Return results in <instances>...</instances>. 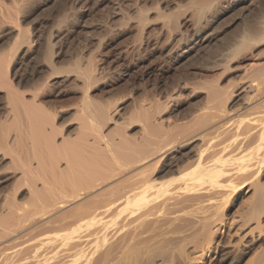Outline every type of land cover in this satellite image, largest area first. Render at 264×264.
<instances>
[{
  "label": "bare ground",
  "instance_id": "6f19581e",
  "mask_svg": "<svg viewBox=\"0 0 264 264\" xmlns=\"http://www.w3.org/2000/svg\"><path fill=\"white\" fill-rule=\"evenodd\" d=\"M192 1L197 6L187 17L189 38L179 18L157 13V19L167 17L161 27L176 44L165 56L178 68L207 45L209 6ZM11 10L2 12L8 23L15 16ZM145 13L137 9L131 16L134 30L142 28ZM26 32L19 28L14 44L0 54V87L8 107L0 122V161L7 159L8 166L0 165V172L11 171L8 190L0 193V264H264V47L253 52L264 46V10L212 50L211 67H227L239 57L249 61L239 83L184 79L178 89L200 90L202 99L180 110L175 87L164 100L137 99L135 118L126 123L136 120L138 134L120 131L117 137L110 130L119 131L115 104L90 95L97 61L81 64L76 58L55 66L53 44L42 39L48 74L74 73L80 93L74 134L57 126L63 107L50 111L41 103L42 91L51 85L50 70L20 89V73L16 82L18 71L11 70L18 48L31 52L33 40Z\"/></svg>",
  "mask_w": 264,
  "mask_h": 264
},
{
  "label": "rangeland",
  "instance_id": "374dc122",
  "mask_svg": "<svg viewBox=\"0 0 264 264\" xmlns=\"http://www.w3.org/2000/svg\"><path fill=\"white\" fill-rule=\"evenodd\" d=\"M201 1L209 6L206 12V16L209 15V17L207 18L210 19L208 21L209 23L205 26V30L208 31V35L206 37L207 45L206 47H204L206 49H201L200 53L196 54L195 56L193 55L188 61L184 63V65H180L179 68L173 65V61H168L167 57L165 56L169 49L174 50V48L171 47H175L174 45L176 44V42L175 40L167 37L164 33L166 30L161 27V22L167 17H163V19H161L160 16L157 19V13L159 11L173 17L175 15L176 18H179L178 20L182 23L181 29L185 34H187V37L189 38L192 35V31L189 25H187L189 24V21H187V19L190 17L189 14L191 15V13L197 6V3L193 2L192 0H0V6H3V13L5 12L6 8H9V10H14L13 13L15 16L18 15L16 16L17 19L15 20V22L13 21L15 19V16L13 15V20L8 23V21L4 19L3 13L0 12V54L2 55L4 52L9 50L10 47L14 44L16 40L15 38H17L18 36L19 28H22L25 32L27 30L26 33L32 37H29L30 40H33L31 48L29 49L31 52L25 50V47H20L21 49L18 48L19 51L17 50L18 53L17 51L14 53V61L17 60L18 62H14V67L17 68L18 65H20L17 70L13 67L11 72L18 71L16 73H12L13 76L18 73L17 75H15L14 81H19L17 85L20 87V89H24V87L27 89L29 88L27 86L30 84L31 87L34 83L33 81L36 79L41 81L46 78V75L44 74L46 72L44 70H50L46 74H48L49 72L51 73L52 70L50 66L46 64L47 62L45 63L44 59H42V56H44L43 53H45L46 50L42 49V42L44 40V44L46 45L45 40L48 38H50L51 43L53 44L51 47L53 50L52 52H56L53 53L55 55L52 54V58L54 59H52V61L54 62L55 66H67L76 58L79 60L82 59L80 60V62H83H81V64H84L87 59H89V61L91 62L94 61L92 62L94 64L97 61L95 65L99 67L96 66V68H98L99 72L101 71L102 74L97 71L100 75H98L97 73L98 79L96 83H93L90 87L89 91L91 97L95 101L99 100V103L113 102L112 104H115V117L118 123H120L118 125L120 127L117 126L116 130L118 129L119 131H115L114 127L116 125H110L111 128H114V130L110 129L114 136L117 137L120 131H128L127 133H130L131 135H137L139 132V123L136 120L132 122L134 119L131 118L133 117L131 113L133 112V107L135 104H137L138 100L140 101L144 98L149 97H159L158 99L161 100L166 91L167 93L169 91L172 92L171 88L175 87L174 89L176 91L178 90L181 92H179V100L176 99L177 101L175 102V108L180 110L183 107H187L189 104H196L202 99L200 90H195L196 92H190V87L183 89L180 88L182 90L178 89L184 79L191 83L192 81L198 80L197 78H199L200 80L215 78L218 83L224 86L228 84L239 83L240 81L239 78H241L242 68L249 62L247 59L239 57L235 59L236 61L233 60L232 62H230L227 67H211L212 59L210 58L214 54V52L220 49L226 42L231 40L233 36L238 34L245 23L256 20L257 18H259V14L260 16L262 15L264 10V0H207L208 2L206 0ZM229 1H231L232 3ZM24 2H27L26 6ZM20 4H23L24 6ZM130 4H132L134 7ZM14 6L17 7L15 8L17 9V11L14 9ZM20 7L21 9L18 10V8ZM118 8H122L123 11L121 10L122 12L120 11V13H117ZM137 9H141L144 12L146 11V17L140 24V27L143 28V30L142 28L140 29L141 31L134 30L136 28L132 26L134 24V21L131 16H134V12ZM4 20L7 22L5 23ZM161 32L164 33V35H162ZM164 36L166 37V39H164ZM140 38L143 42L141 41V45H139V47L137 46L138 49L136 48L135 50L134 46L136 47ZM39 45L42 46L40 47ZM34 47H40L42 49V53L41 51H37L39 49L35 50ZM80 47H82V49ZM263 47L264 46H260L255 49L253 48V52H256V50L259 49V51H262ZM23 50L25 51L22 52ZM126 51L127 54L125 53ZM35 52L36 56L34 55V57H30L33 56ZM129 52H131L130 57ZM27 54L28 56H26ZM22 55V60L24 61L21 60ZM35 57H37L38 59H36ZM166 61H168L169 63ZM23 65L26 69L22 67ZM18 69L23 72L19 71ZM59 70H61L60 74L63 73L62 75H60L59 73H54L56 75H51L52 73L48 74L49 78L52 77L51 80L47 77V79L49 80L48 82L49 84L51 83V85L48 84L49 86L46 88L47 90L45 89L46 91H42V93L44 94L41 93L40 100L41 103H44L43 105L46 106V108L50 111L58 110L60 107H63L65 110L63 108H60L59 113L57 112V126L59 125V129H61L63 133L67 132L68 134H74L76 132L75 126L77 122L76 118H74V108L78 103L77 101H79L80 99V93L74 88L75 86H73L75 81V79L73 81L74 73L72 71H64V69ZM28 71H32V75L30 74L31 72L29 73ZM26 72H28V75ZM69 72L71 75L69 74ZM19 73L20 79L18 76ZM29 74L31 75V77L27 78ZM35 74L37 75V77H35ZM40 74H43L42 77L44 78L40 77ZM22 75L25 76L22 77ZM37 80L35 82H38ZM23 82L25 86L23 85ZM0 90V122H3L6 118L3 117V115L7 116V114L5 113L7 111V105L6 96L4 94L5 90L1 87ZM25 95H27L26 97L28 98V94ZM162 100H164V98ZM125 117H127V119ZM130 118L132 119V121L130 124H127L129 123ZM6 161L7 159L1 160L0 165L3 164L4 167H6ZM5 170L0 172L1 195L4 194L7 188H9V181L11 180V171Z\"/></svg>",
  "mask_w": 264,
  "mask_h": 264
}]
</instances>
